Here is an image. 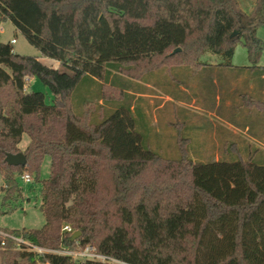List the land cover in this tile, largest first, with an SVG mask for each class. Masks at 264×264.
<instances>
[{"label":"trees","instance_id":"1","mask_svg":"<svg viewBox=\"0 0 264 264\" xmlns=\"http://www.w3.org/2000/svg\"><path fill=\"white\" fill-rule=\"evenodd\" d=\"M6 20L63 69L0 41L2 204L7 213L17 208L25 193L18 179L29 172L41 184L45 218L40 228H0V264H264V149L226 136L220 158L201 161L191 135L174 133L177 153H162L159 132H151L156 143L149 137L138 102L145 99L135 96L139 84L132 90L131 82H143L145 91L161 84L158 72L167 69L179 92L206 77L212 107L217 95L230 98L238 125L264 145V42L257 35L264 0L249 12L238 0H0V22ZM240 40L248 66L232 63ZM206 52L223 61H202ZM174 69L184 76L176 80ZM27 77L41 79L53 100ZM234 79L243 85L233 94L227 89ZM24 134L31 141L22 151ZM19 152L26 165L5 161ZM47 156L51 173L42 179ZM65 223L81 235L72 240ZM14 237L48 250L90 245L122 263L41 253Z\"/></svg>","mask_w":264,"mask_h":264},{"label":"rangeland","instance_id":"2","mask_svg":"<svg viewBox=\"0 0 264 264\" xmlns=\"http://www.w3.org/2000/svg\"><path fill=\"white\" fill-rule=\"evenodd\" d=\"M241 8L245 11H250L252 8L254 0H238ZM257 35L259 38H261L264 42V27H259L257 31ZM15 40L13 43L12 40ZM0 41L4 43H11L13 46L14 52L24 55V56H32L36 57L39 61H41L43 64L54 68H57L59 66V63L57 60H54L49 57H45L41 54L38 48L31 45L27 38L16 29L14 24L10 20L2 21L0 22ZM203 61H209V62H218L221 63L223 60L219 55L211 54V52H206L202 57ZM262 60H260L259 65H264V52L261 57ZM232 63L235 66H248L250 65V61L246 52V48L243 45V41L240 40L235 45V54L232 59ZM60 69H63L59 66ZM167 69H164V71L158 72L160 73L159 80L161 84H158L156 82L151 83L146 86V90L143 91L142 84L143 82L132 80V90L136 88V84H139V92L135 93V96H142L141 94H144L143 97L144 100H138L140 102V105L142 106V109L147 113V118L149 119V124L152 126L149 130V137H151V140H153L151 132H159L160 134V142L162 143V150L160 149L162 153H165L171 157L174 156V154L177 153V150L174 148V139L172 138V135L179 134L180 136H190V131L185 127L187 125L186 123H183L178 126V128H174L175 122H178L180 120V114L181 112L178 110V108L175 104H173L171 100H168L166 98L165 92L167 90H170L171 92L179 93L178 95L182 98L192 101L191 94L192 92L188 89L187 91H182V87H180V91L177 92V88H175V85H172V80L168 79V72L165 71ZM170 72V71H169ZM229 74L232 73V71L228 72ZM170 74L177 80L184 76V73L178 69V71L175 69L170 72ZM158 75V76H159ZM179 77V78H178ZM176 80H174L176 82ZM27 81L31 84V87L34 88L36 91H41L45 93L46 100L48 102H51L54 98V95L51 93L50 88L47 87L41 79L34 77H27ZM155 81V80H154ZM169 82V85H168ZM184 83H189L187 80L184 79ZM28 84V86L30 85ZM175 84V83H174ZM186 84V85H187ZM241 85V84H240ZM243 85V83H242ZM251 83L248 84L250 86ZM144 92V93H141ZM184 92V93H180ZM111 94L116 97L117 95L114 94V92H111ZM149 94V95H145ZM136 97V98H137ZM135 102L137 100L135 99L132 103L133 106L135 105ZM189 103V101H187ZM191 103V102H190ZM201 103V102H199ZM179 106V105H178ZM188 108H190L189 105H187ZM188 110V109H187ZM190 110L187 112L189 113ZM188 115V114H187ZM189 116V115H188ZM240 115L237 116L239 118L238 120L241 121ZM182 120V119H181ZM171 137V138H170ZM249 138V137H248ZM250 139V138H249ZM251 144L253 146H256L260 149H264V145L256 141V139H250ZM30 137L27 134L23 135V139L20 143V148L22 151L25 150L29 143ZM153 142L156 143L155 140ZM248 142V141H247ZM152 143V142H151ZM167 143H171V145H168ZM210 143H214V140H211ZM215 144V143H214ZM210 146V152L219 153L220 155V148L215 145ZM254 147V148H256ZM176 152V153H175ZM30 175H32L29 172H25ZM51 173V158L46 157V159L43 162L41 171H40V177L42 179H46L50 177ZM24 174V173H23ZM33 182L32 183H26L24 180L21 179V177L18 179L19 185L24 188V199L21 200L17 208L14 211H11L7 213L6 211L8 208L2 204V193H1V187L3 185V177L0 174V228H8V229H22V228H40L45 223V218L42 214V212L39 209L40 205V188L41 184L35 181V176L32 175ZM33 188V189H32Z\"/></svg>","mask_w":264,"mask_h":264},{"label":"crops","instance_id":"3","mask_svg":"<svg viewBox=\"0 0 264 264\" xmlns=\"http://www.w3.org/2000/svg\"><path fill=\"white\" fill-rule=\"evenodd\" d=\"M203 61V60H202ZM212 66H216L219 64L218 62H209L204 61ZM59 63V62H58ZM60 66V63H59ZM59 66L57 68H59ZM207 79L206 77L198 78L196 81H193L190 84L189 88L184 86L182 87V91H187L188 89L192 92L191 97L192 101L189 103L186 99L180 98L175 99L170 93L165 92L166 98L168 100L173 101L172 103L175 104L178 110L181 112L180 120L185 121L189 124V129L191 132V138L195 141L194 145L199 148V157L201 156H208L212 154L215 160L220 158L219 153L210 152V146L214 145L218 146V148L225 147L224 142L229 139H238V138H247L254 139L248 134L247 128H242L238 125L240 120L237 118L240 115L239 111H235L232 109V100L230 98H226L222 101L221 95L216 96L215 106L212 107V100L211 96L212 93L210 92V87L208 85V81L204 82ZM213 82L218 85L219 89L221 86L218 84L217 78L213 79ZM230 86L228 87L227 91L233 93L238 91L242 88V81L239 79H234L230 81ZM241 84V85H240ZM150 86V84H147ZM225 88V87H224ZM250 88H254V84L251 83ZM226 88L224 89V91ZM142 96L144 94H141ZM149 95V94H145ZM146 97V96H143ZM236 97V96H235ZM146 99V98H145ZM191 102V103H190ZM201 102V103H199ZM179 105V106H178ZM190 106V108L187 107ZM189 113L187 112L188 110ZM147 114V113H146ZM189 116H188V115ZM229 118H233L234 121H230ZM182 119V120H181ZM241 119V118H240ZM226 136L228 138L226 139ZM211 140H214V143H210ZM198 160L205 161L204 158H198Z\"/></svg>","mask_w":264,"mask_h":264},{"label":"built area","instance_id":"4","mask_svg":"<svg viewBox=\"0 0 264 264\" xmlns=\"http://www.w3.org/2000/svg\"><path fill=\"white\" fill-rule=\"evenodd\" d=\"M12 42L14 43L15 40L13 39ZM21 179L24 180L26 183H31L32 182V175L28 174V173H24L21 176ZM62 231L63 232H71L74 233V229L69 225V224H63L62 227ZM13 239L17 240L20 243H24L26 245H28L29 249L31 250H35L38 252H52V253H59V254H64V255H70L73 256L75 259H86V260H94V261H99L101 262H113V263H122L121 261L111 258L107 255L98 253L95 249V247L93 246H87L84 250L81 251H71V250H67L62 249V250H48V249H44V248H40L37 247L29 242L24 241L21 238H16L14 237Z\"/></svg>","mask_w":264,"mask_h":264},{"label":"water","instance_id":"5","mask_svg":"<svg viewBox=\"0 0 264 264\" xmlns=\"http://www.w3.org/2000/svg\"><path fill=\"white\" fill-rule=\"evenodd\" d=\"M236 35V32H234L231 37L235 36ZM180 48H176L174 50V52L177 53V51H179ZM6 157L5 158V161L11 165V166H24L26 165L27 163V157L25 155L24 152H19V153H16V154H13V153H7L6 154ZM81 235V232L80 231H75L73 234H72V240H75L77 239L79 236Z\"/></svg>","mask_w":264,"mask_h":264}]
</instances>
